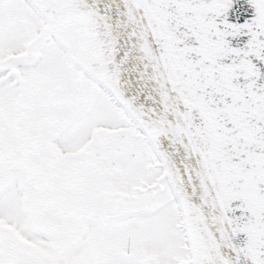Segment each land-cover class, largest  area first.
<instances>
[{
  "label": "snow or ice",
  "instance_id": "snow-or-ice-1",
  "mask_svg": "<svg viewBox=\"0 0 264 264\" xmlns=\"http://www.w3.org/2000/svg\"><path fill=\"white\" fill-rule=\"evenodd\" d=\"M0 264H264V0H0Z\"/></svg>",
  "mask_w": 264,
  "mask_h": 264
}]
</instances>
